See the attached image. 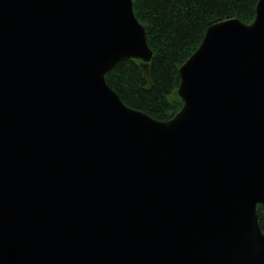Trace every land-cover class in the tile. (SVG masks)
Masks as SVG:
<instances>
[{"label":"water","instance_id":"1","mask_svg":"<svg viewBox=\"0 0 264 264\" xmlns=\"http://www.w3.org/2000/svg\"><path fill=\"white\" fill-rule=\"evenodd\" d=\"M151 57L132 0H0V264H264V0L206 28L167 121L105 80Z\"/></svg>","mask_w":264,"mask_h":264},{"label":"trees","instance_id":"2","mask_svg":"<svg viewBox=\"0 0 264 264\" xmlns=\"http://www.w3.org/2000/svg\"><path fill=\"white\" fill-rule=\"evenodd\" d=\"M258 0H132L152 50L148 62L119 61L105 74L107 84L122 102L154 119L167 121L181 108L177 94L181 64L196 50L206 28L217 21L237 18L250 23ZM264 234V206L257 205Z\"/></svg>","mask_w":264,"mask_h":264}]
</instances>
